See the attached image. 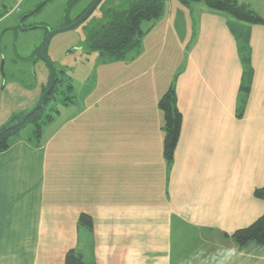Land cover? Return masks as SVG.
I'll list each match as a JSON object with an SVG mask.
<instances>
[{
	"label": "crops",
	"instance_id": "obj_1",
	"mask_svg": "<svg viewBox=\"0 0 264 264\" xmlns=\"http://www.w3.org/2000/svg\"><path fill=\"white\" fill-rule=\"evenodd\" d=\"M235 1L264 18V0ZM182 11L169 0L133 59L69 70L73 103L52 133L36 146L20 132L0 153V264H64L73 248L94 264H264V244L230 237L264 213L253 196L264 186V25L236 26L252 70L244 94L232 20L200 3ZM31 71L28 83L0 74V128L47 87L41 59ZM172 83L181 128L168 167L157 104ZM82 213L91 234L77 228Z\"/></svg>",
	"mask_w": 264,
	"mask_h": 264
},
{
	"label": "trees",
	"instance_id": "obj_2",
	"mask_svg": "<svg viewBox=\"0 0 264 264\" xmlns=\"http://www.w3.org/2000/svg\"><path fill=\"white\" fill-rule=\"evenodd\" d=\"M177 1L186 7H190V3H200L212 12L223 13L229 16L232 20L230 24L231 32L241 43L240 49L244 68V85L241 86L240 92L244 94L247 93L252 70L250 67L246 36L238 32L236 26L264 25V18H261L257 13L237 3L235 0ZM114 2L103 10V21L97 22L93 27L86 30V39L84 42L86 54L96 53L100 59L108 63L125 62L133 59L134 54L138 53L142 47L141 44L144 35L163 17L168 0H114ZM42 7L43 5L40 8L38 5L36 7L39 8L37 11ZM83 13L84 11L76 20ZM144 24L147 25L146 28ZM34 28L37 27H33V29ZM40 48L41 46L36 48L33 54V56H35L33 60H40ZM73 99L72 80L66 77L63 72H55L53 87L39 107L25 120L23 125L14 127L0 134V153L6 151L10 147L12 139L16 137L26 125L32 126L28 141L36 146L39 145L44 128L54 121L59 113V108L69 106L73 103ZM157 106L163 115V156L169 167L173 161V154L181 128V115L176 106L174 83H172L167 91L160 97ZM24 114L19 117H22ZM13 122L14 121L11 122L10 119L4 125ZM253 196L256 199L264 200V186L256 188L253 192ZM77 228L81 233L91 234L93 229L91 217L84 213L80 214L77 221ZM230 237L239 247L250 242L263 245L264 213L249 226L234 231ZM64 264L94 263L85 260L80 250L73 248L66 252Z\"/></svg>",
	"mask_w": 264,
	"mask_h": 264
},
{
	"label": "rangeland",
	"instance_id": "obj_3",
	"mask_svg": "<svg viewBox=\"0 0 264 264\" xmlns=\"http://www.w3.org/2000/svg\"><path fill=\"white\" fill-rule=\"evenodd\" d=\"M93 1L0 0V55L1 61H4L2 72L0 66V74L6 78L13 76L22 83H28L32 78L31 67L35 58L33 54L36 48L41 46L47 33L74 23L76 18L83 11L85 12ZM173 1L176 2L178 9L184 12H190L196 4L190 3V7H186L177 0ZM113 2L114 0H101L79 26L71 31L59 33L50 39L46 56L57 71L59 70L57 65H61L66 77H71L72 71L69 70L77 66L74 76L76 78L84 77L87 70H91L89 67L91 65L86 68V66H82V63L87 60L91 63L99 57L96 53L86 54L84 49L86 30L97 22L103 21V10ZM42 4H44L43 7L34 12L36 7ZM24 16L26 18L22 20ZM177 26L181 29L182 24L179 22ZM33 27L37 28L33 29ZM52 126L53 123L45 129L44 138L52 133ZM47 130H50L49 133ZM30 131H32V126L26 125L21 133L28 134Z\"/></svg>",
	"mask_w": 264,
	"mask_h": 264
},
{
	"label": "water",
	"instance_id": "obj_4",
	"mask_svg": "<svg viewBox=\"0 0 264 264\" xmlns=\"http://www.w3.org/2000/svg\"><path fill=\"white\" fill-rule=\"evenodd\" d=\"M49 1V0H48ZM101 0H94L92 2V4L85 10V12L71 25L67 26V27H62L58 30L52 31L47 33V35L45 36L42 44H41V48H40V59L41 61L46 65L48 72H49V79H48V84L46 89L43 91V93L40 95V97L38 98L37 102L34 104V106L26 113L24 114L22 117H17L14 116L11 118V122L14 121L11 124L8 125H4L0 128V134L14 128V127H19L21 125H23V123L25 122V120L39 107V105L41 104V102L43 101V99L50 93L53 84H54V77H55V69L54 66L52 65V63L48 60L47 56H46V49H47V45L50 41V39L52 37H54L55 35L59 34V33H63L66 31H71L73 29H75L77 26H79L94 10V8L97 6V4L100 2ZM44 5V4H42ZM41 5V6H42ZM39 6V8L41 7ZM39 8H36L34 10V12H36ZM32 12V13H34ZM26 16H24L22 18L25 19ZM3 60L1 61V72H2V67H3Z\"/></svg>",
	"mask_w": 264,
	"mask_h": 264
}]
</instances>
